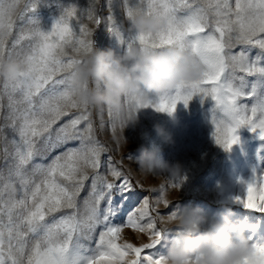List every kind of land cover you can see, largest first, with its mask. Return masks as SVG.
<instances>
[{
    "label": "rangeland",
    "instance_id": "1",
    "mask_svg": "<svg viewBox=\"0 0 264 264\" xmlns=\"http://www.w3.org/2000/svg\"><path fill=\"white\" fill-rule=\"evenodd\" d=\"M0 264H264V0H0Z\"/></svg>",
    "mask_w": 264,
    "mask_h": 264
}]
</instances>
